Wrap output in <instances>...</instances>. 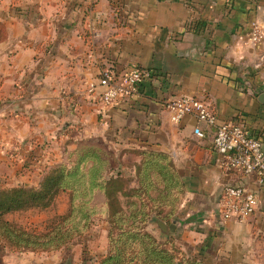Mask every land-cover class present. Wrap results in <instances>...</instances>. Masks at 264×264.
I'll return each mask as SVG.
<instances>
[{"label":"crops","instance_id":"crops-1","mask_svg":"<svg viewBox=\"0 0 264 264\" xmlns=\"http://www.w3.org/2000/svg\"><path fill=\"white\" fill-rule=\"evenodd\" d=\"M254 24L264 28V0H0V187H37L47 166L86 145L112 150L135 186L139 152L161 151L185 191L174 213L151 218L146 230L187 258L264 264V183L225 170L214 130L192 115L174 122L164 107L166 99L205 97L219 120L242 121L264 142V39L251 41ZM134 67L151 71L141 95L103 104L101 70ZM225 184L257 193L246 220L222 218ZM94 219L56 251L0 246V264H97L109 221Z\"/></svg>","mask_w":264,"mask_h":264},{"label":"trees","instance_id":"trees-1","mask_svg":"<svg viewBox=\"0 0 264 264\" xmlns=\"http://www.w3.org/2000/svg\"><path fill=\"white\" fill-rule=\"evenodd\" d=\"M137 184L114 164L112 150L81 146L44 171L37 187H0V246L11 251L51 252L85 234L97 215L109 221L108 251L97 264H211L187 258L168 241L146 230L152 218L168 219L185 191L171 157L161 151L139 152ZM63 192L69 208L42 230L10 221L6 216L46 209ZM101 194V204L95 202Z\"/></svg>","mask_w":264,"mask_h":264},{"label":"built area","instance_id":"built-area-1","mask_svg":"<svg viewBox=\"0 0 264 264\" xmlns=\"http://www.w3.org/2000/svg\"><path fill=\"white\" fill-rule=\"evenodd\" d=\"M250 39L253 43L262 41L264 28L254 24ZM150 76V70L139 67L123 72L102 69L99 78L102 103L115 106L123 100L140 96L141 86ZM164 107L174 122L192 115L205 124L206 131L214 130L213 145L225 170L256 174L264 183V142L259 135L251 134L242 121L219 120L211 102L205 97L183 95L166 99ZM195 133L201 137L206 135L201 126L195 128ZM257 203L256 192L242 185L225 184L219 199L220 214L224 220L244 221L256 210Z\"/></svg>","mask_w":264,"mask_h":264},{"label":"rangeland","instance_id":"rangeland-1","mask_svg":"<svg viewBox=\"0 0 264 264\" xmlns=\"http://www.w3.org/2000/svg\"><path fill=\"white\" fill-rule=\"evenodd\" d=\"M104 200L103 195H98L95 199L97 204H101ZM69 208V195L66 192L61 193L53 202V204L46 209H29L22 212H16L13 214H8L6 219L8 218L10 221H13L21 226L28 228H37L38 230H42L46 227L47 223L53 219L56 215H60L65 213ZM97 217V225H100L102 219ZM97 234V233H96ZM97 247L103 242H100L97 238L95 240Z\"/></svg>","mask_w":264,"mask_h":264},{"label":"water","instance_id":"water-1","mask_svg":"<svg viewBox=\"0 0 264 264\" xmlns=\"http://www.w3.org/2000/svg\"><path fill=\"white\" fill-rule=\"evenodd\" d=\"M157 225H158V227L162 233H164V234L167 233V226L163 221H157Z\"/></svg>","mask_w":264,"mask_h":264}]
</instances>
